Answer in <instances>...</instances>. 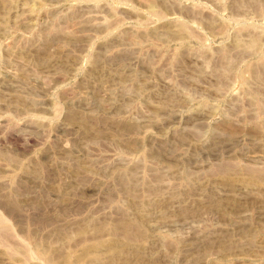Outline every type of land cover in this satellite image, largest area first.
<instances>
[{
    "label": "rangeland",
    "instance_id": "obj_1",
    "mask_svg": "<svg viewBox=\"0 0 264 264\" xmlns=\"http://www.w3.org/2000/svg\"><path fill=\"white\" fill-rule=\"evenodd\" d=\"M0 264H264V0H0Z\"/></svg>",
    "mask_w": 264,
    "mask_h": 264
},
{
    "label": "bare ground",
    "instance_id": "obj_2",
    "mask_svg": "<svg viewBox=\"0 0 264 264\" xmlns=\"http://www.w3.org/2000/svg\"><path fill=\"white\" fill-rule=\"evenodd\" d=\"M237 12V11H236ZM239 36V35H238ZM238 43V42H237ZM239 44V43H238Z\"/></svg>",
    "mask_w": 264,
    "mask_h": 264
}]
</instances>
